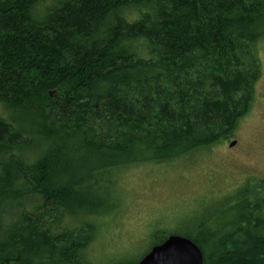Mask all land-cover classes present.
Masks as SVG:
<instances>
[{
  "label": "trees",
  "instance_id": "16d2710c",
  "mask_svg": "<svg viewBox=\"0 0 264 264\" xmlns=\"http://www.w3.org/2000/svg\"><path fill=\"white\" fill-rule=\"evenodd\" d=\"M44 1L0 0V264H89V218L112 210L121 170L219 144L249 113L264 0H63L39 14ZM27 196L40 203L5 225L3 206ZM248 204L184 236L203 264H264Z\"/></svg>",
  "mask_w": 264,
  "mask_h": 264
},
{
  "label": "rangeland",
  "instance_id": "374dc122",
  "mask_svg": "<svg viewBox=\"0 0 264 264\" xmlns=\"http://www.w3.org/2000/svg\"><path fill=\"white\" fill-rule=\"evenodd\" d=\"M61 1L45 0L37 12ZM257 53L262 74L254 100L229 139L175 159L143 160L140 165L121 170L108 188L112 210L105 216L89 218L96 232L84 261L137 264L159 239L191 236L208 223L214 230L220 228L219 223L229 219L222 212L244 198L248 199L250 213L264 219V37ZM0 118L12 121L11 113L1 105ZM17 123L19 128L25 127L21 120ZM233 141L236 144L230 147ZM42 151L43 146L32 139L18 156L32 163ZM19 201V210L3 206L5 225L21 210L30 212L40 203L37 196Z\"/></svg>",
  "mask_w": 264,
  "mask_h": 264
},
{
  "label": "water",
  "instance_id": "95a60500",
  "mask_svg": "<svg viewBox=\"0 0 264 264\" xmlns=\"http://www.w3.org/2000/svg\"><path fill=\"white\" fill-rule=\"evenodd\" d=\"M236 144L233 141L230 147ZM201 249L190 239L171 235L154 246L137 264H203Z\"/></svg>",
  "mask_w": 264,
  "mask_h": 264
}]
</instances>
